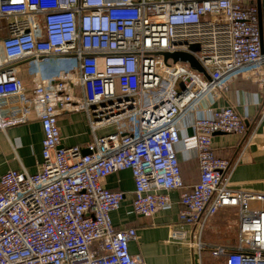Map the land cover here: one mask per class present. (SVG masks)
I'll return each instance as SVG.
<instances>
[{
	"label": "built area",
	"instance_id": "obj_1",
	"mask_svg": "<svg viewBox=\"0 0 264 264\" xmlns=\"http://www.w3.org/2000/svg\"><path fill=\"white\" fill-rule=\"evenodd\" d=\"M176 52L191 54L208 78L160 55ZM240 76L264 90V0H0V131L35 119L43 133L37 171L0 176V264H144L129 252L136 231L111 222L125 193L102 184L125 170L134 214L170 208L179 191L190 248H205L201 234L215 215H236V245L210 247L211 264H264V210L250 208L264 193L233 190L232 164L213 152L215 134L247 130L235 104H217ZM79 111L92 133L114 127L86 154L62 146L57 124ZM191 116L199 176L188 187L176 146Z\"/></svg>",
	"mask_w": 264,
	"mask_h": 264
},
{
	"label": "crops",
	"instance_id": "obj_2",
	"mask_svg": "<svg viewBox=\"0 0 264 264\" xmlns=\"http://www.w3.org/2000/svg\"><path fill=\"white\" fill-rule=\"evenodd\" d=\"M20 67L23 69L24 65ZM263 101L264 90L247 77L240 76L232 82L226 97L217 103L219 106L235 104L247 125L243 135L215 134L212 139L214 154L232 164L230 187L233 190L264 193V120L257 125L258 105ZM192 118L180 124L181 143L176 146L180 176L188 187L194 185L199 176L190 127ZM57 124L62 146H79L83 151L95 137L114 130V127H107L92 133L86 114L80 111L59 114ZM42 138L40 121L35 119L0 131V176L10 170H25L34 174L42 160ZM237 159L239 162L234 166ZM102 184L109 190L125 193L119 209L110 214L111 222L116 228H133L136 231L137 239L129 244V252L138 256L144 264H211L210 247L231 249L237 243L236 215H215L201 234L200 242L205 248L198 251L188 245L196 243L194 228L179 220V191L170 192V208L151 217H142L132 212L134 183L130 171L110 175L102 180ZM172 229L184 231L185 238L182 241L170 240Z\"/></svg>",
	"mask_w": 264,
	"mask_h": 264
},
{
	"label": "water",
	"instance_id": "obj_3",
	"mask_svg": "<svg viewBox=\"0 0 264 264\" xmlns=\"http://www.w3.org/2000/svg\"><path fill=\"white\" fill-rule=\"evenodd\" d=\"M258 7H259V23H260V33H261V44H262L261 13H260V4L259 3H258ZM190 50L193 52L198 51V46L192 45L190 47ZM160 55L163 57L164 61L171 59L174 63H176V62L188 63L191 69L196 70V71L204 74L205 77L208 78V76L205 74V71L202 69V67L197 62V60L189 53H183V52H176V53H172V54L160 53ZM246 127H247V125H246ZM86 153H87L86 151L83 152V154H86Z\"/></svg>",
	"mask_w": 264,
	"mask_h": 264
},
{
	"label": "rangeland",
	"instance_id": "obj_4",
	"mask_svg": "<svg viewBox=\"0 0 264 264\" xmlns=\"http://www.w3.org/2000/svg\"><path fill=\"white\" fill-rule=\"evenodd\" d=\"M23 71H25V68H23ZM250 208L255 209V210H264V203H259V202H255L252 204L250 203ZM237 238H238V236H237Z\"/></svg>",
	"mask_w": 264,
	"mask_h": 264
}]
</instances>
